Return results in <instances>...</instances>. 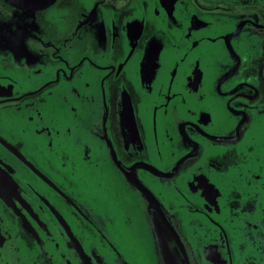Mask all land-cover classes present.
I'll return each instance as SVG.
<instances>
[{
	"label": "flooded vegetation",
	"instance_id": "obj_1",
	"mask_svg": "<svg viewBox=\"0 0 264 264\" xmlns=\"http://www.w3.org/2000/svg\"><path fill=\"white\" fill-rule=\"evenodd\" d=\"M0 26V264H264V0H0Z\"/></svg>",
	"mask_w": 264,
	"mask_h": 264
},
{
	"label": "water",
	"instance_id": "obj_2",
	"mask_svg": "<svg viewBox=\"0 0 264 264\" xmlns=\"http://www.w3.org/2000/svg\"><path fill=\"white\" fill-rule=\"evenodd\" d=\"M7 3L10 2V0H5ZM23 4H24V1H27V0H20ZM8 28L6 27H3V26H0V42H2L4 44L5 47H8L10 45V41H9V37L8 36Z\"/></svg>",
	"mask_w": 264,
	"mask_h": 264
}]
</instances>
